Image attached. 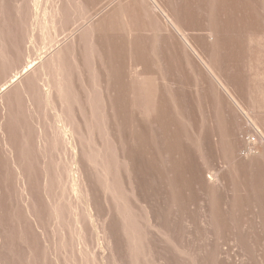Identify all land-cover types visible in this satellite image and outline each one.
Returning a JSON list of instances; mask_svg holds the SVG:
<instances>
[{
    "label": "rangeland",
    "instance_id": "374dc122",
    "mask_svg": "<svg viewBox=\"0 0 264 264\" xmlns=\"http://www.w3.org/2000/svg\"><path fill=\"white\" fill-rule=\"evenodd\" d=\"M0 264H264V0H0Z\"/></svg>",
    "mask_w": 264,
    "mask_h": 264
}]
</instances>
